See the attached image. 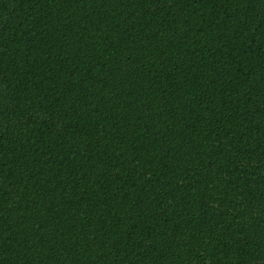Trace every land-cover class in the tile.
<instances>
[{"label": "trees", "instance_id": "trees-1", "mask_svg": "<svg viewBox=\"0 0 264 264\" xmlns=\"http://www.w3.org/2000/svg\"><path fill=\"white\" fill-rule=\"evenodd\" d=\"M0 264H264V0H0Z\"/></svg>", "mask_w": 264, "mask_h": 264}]
</instances>
